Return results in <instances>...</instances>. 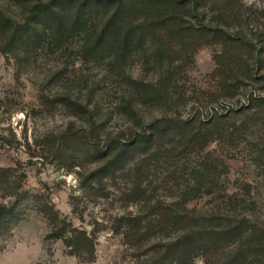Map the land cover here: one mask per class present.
<instances>
[{
	"label": "rangeland",
	"instance_id": "rangeland-1",
	"mask_svg": "<svg viewBox=\"0 0 264 264\" xmlns=\"http://www.w3.org/2000/svg\"><path fill=\"white\" fill-rule=\"evenodd\" d=\"M242 1L264 13V0ZM0 8L16 20L27 12L10 0H0ZM258 22L245 27L248 34L253 33L250 30L261 32L264 15ZM230 24L237 28L233 21ZM221 50L219 44L204 45L190 54L180 53L177 47L178 54L161 63L152 59L148 64L144 57L130 62L126 73L147 84L161 79L169 60L179 65L184 58L186 66L174 80L176 91L171 98L137 104V114L132 116L121 109L122 77L110 71L106 62H83L74 46L66 52L42 48L19 57L0 52V168L6 170L5 175L0 173V207L14 208L11 222L0 223V264H179L163 260V245L179 236L182 225L155 223L161 205L163 212L166 205L179 202L184 192H194L186 205L194 217L212 213L224 226L242 225L212 253L210 264H264V158L256 161L254 151L255 145L264 142V123L250 120L249 129L242 133L250 113L229 114L223 122L229 132L235 131L234 136H223L205 150L229 168L212 195H197L191 175L196 158L190 170L182 164L175 169L165 163L150 169L142 188L135 191L130 171L141 157L138 153L129 158L116 179L97 183L91 174L103 162L97 161L95 147L60 141V136L86 131L83 134L93 133L104 145L110 138L130 135L140 131L142 124L160 118L188 119L197 110L207 118L239 107L251 92L264 98V55L257 79H246L238 95L231 98L213 75L217 68L214 56ZM55 96L70 97L91 113L77 115L71 105L43 101V97ZM226 193L234 197L232 202L224 197ZM50 204L69 230L88 232L95 249L90 260L71 253L64 239L48 238L52 226L44 208ZM186 206L177 208L185 213ZM180 264H206V259L197 253Z\"/></svg>",
	"mask_w": 264,
	"mask_h": 264
},
{
	"label": "trees",
	"instance_id": "trees-1",
	"mask_svg": "<svg viewBox=\"0 0 264 264\" xmlns=\"http://www.w3.org/2000/svg\"><path fill=\"white\" fill-rule=\"evenodd\" d=\"M10 1L25 7L27 12L23 18L16 20L0 8V52L19 57L25 52L42 48L66 52L74 46L83 62H106L110 71L122 77L125 96L121 109L131 116L137 114V104H153L171 98L176 91L174 80L185 72L186 67L184 58L179 65L175 60H169V68L161 79L156 84H147L126 73L129 63L138 57L146 58L148 64L152 59L161 63L178 54L177 47L180 53L185 50L192 54L204 45L219 44L222 50L214 56L217 68L213 75L220 81V88L226 97L231 98L238 95L246 79H257L262 69L264 27L262 25L260 33L250 30L253 32L250 34L245 27L248 29L252 23H257L264 13L245 6L242 0ZM230 21L237 28H232ZM43 101L52 105H71L77 115L91 113L86 106L73 102L70 97H43ZM231 113H250L251 119L242 128L243 133L249 129L250 120L264 123V98L251 92L248 100L239 107L225 113L216 112L207 118L200 110L188 119L178 116L160 118L150 124H142L140 131L134 130L130 135L119 134L110 138L104 145L93 133L83 134L86 131L60 136L63 139L60 141L95 147L97 161L103 162L91 174L97 183L104 178L116 179L129 158L138 153L141 157L130 171L135 181V191L142 188L150 169L159 168L165 163L175 169L182 164L190 170L191 160L196 158L198 162L191 169V175L195 176L197 195H212L221 179L228 175L229 168L224 160L212 153H205V150L210 143L223 139V136H234L235 131L229 132V126L223 122ZM165 142L170 143L169 146ZM254 147L256 161L262 162L264 142ZM176 171L172 173L177 180ZM5 172L0 168L1 174L5 175ZM192 193L184 192L179 202L166 205L163 212L162 204L157 214L156 226L163 220L167 226L183 227L178 237L163 243L165 262L172 260L180 264L185 258L202 253L206 264H210L212 253L242 227L239 224L224 226L212 213L200 215V218L191 215L186 205ZM224 197L231 202L234 198L227 193ZM178 205L186 206L185 213H180ZM51 206L53 204H50V208H44L52 226L48 238L64 239L71 253H79L90 260L95 249L88 232L75 228L69 230L67 222L60 220L59 214ZM13 212V207L2 205L0 223L6 220L11 222Z\"/></svg>",
	"mask_w": 264,
	"mask_h": 264
}]
</instances>
